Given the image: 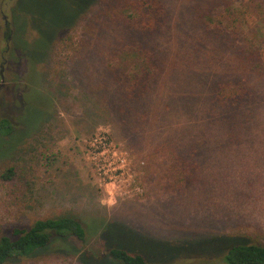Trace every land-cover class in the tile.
<instances>
[{"label": "rangeland", "instance_id": "obj_1", "mask_svg": "<svg viewBox=\"0 0 264 264\" xmlns=\"http://www.w3.org/2000/svg\"><path fill=\"white\" fill-rule=\"evenodd\" d=\"M124 2L0 0V120L15 126L0 133V238L48 218L103 224L86 246L70 239L7 264H83L87 251L100 264L90 254L104 257L114 232L147 264H225L232 240L264 245V76L241 60L247 27L262 25L235 38L202 20L219 0H160L159 28L135 31ZM130 43L157 63L138 101L107 71ZM233 80L252 95L239 105L218 97ZM101 136L126 154L141 195L100 184L90 144Z\"/></svg>", "mask_w": 264, "mask_h": 264}, {"label": "trees", "instance_id": "obj_2", "mask_svg": "<svg viewBox=\"0 0 264 264\" xmlns=\"http://www.w3.org/2000/svg\"><path fill=\"white\" fill-rule=\"evenodd\" d=\"M238 1L240 2L239 6L235 5L236 0H219L213 7V10L218 7V10H207L202 15V20L209 19L210 23H214L213 28L219 29L224 35L235 38L242 35L244 26L253 22L260 23L262 28L258 30L247 27L248 32L242 37L244 45L241 50V60L244 71L264 76V0ZM164 16L165 10L160 4V0H125L121 10V17L127 27L135 31L152 32L157 30ZM110 55L107 65L109 70L107 71L117 79L129 96L135 97L138 101L147 92L156 75L155 54L139 43H130ZM110 60L114 62L109 63ZM251 96L250 90L242 80H233L229 84H222L218 91L221 102L233 105H239L240 101H246ZM14 127L8 118L0 120L2 136H10L14 132ZM171 172L174 175V172L178 173V169H173ZM178 175L181 174L178 173ZM1 178L5 181H12L15 178L13 169L5 170L1 174ZM102 226L103 224L87 228L80 219L63 216L37 220L30 228H14L11 235L0 238V264H7L16 258L31 257L53 243L64 244L68 243L70 239H75L86 246L94 234L96 236L100 234ZM114 235V244L111 247H105L108 251L104 257L94 254H90V256L99 261L105 260L100 264L148 263L149 259L138 249H136L138 251H131L134 249L125 250L116 247L119 245L117 241L121 237L119 235L117 239V232H114ZM232 243L233 246L225 254V264H264V245L235 240H232ZM68 249H72L76 253L79 252L72 246ZM87 253L82 254L83 264H90L86 261L89 259L86 258Z\"/></svg>", "mask_w": 264, "mask_h": 264}, {"label": "built area", "instance_id": "obj_3", "mask_svg": "<svg viewBox=\"0 0 264 264\" xmlns=\"http://www.w3.org/2000/svg\"><path fill=\"white\" fill-rule=\"evenodd\" d=\"M90 148L100 184L116 185L117 181H127L130 188L129 194L132 197L143 193L141 185L134 182L136 177L131 174L126 154L117 149L108 136L95 138Z\"/></svg>", "mask_w": 264, "mask_h": 264}, {"label": "flooded vegetation", "instance_id": "obj_4", "mask_svg": "<svg viewBox=\"0 0 264 264\" xmlns=\"http://www.w3.org/2000/svg\"><path fill=\"white\" fill-rule=\"evenodd\" d=\"M3 67V66H2ZM4 69V68H3ZM2 69V70H3ZM3 78V71L0 73V79H2Z\"/></svg>", "mask_w": 264, "mask_h": 264}, {"label": "water", "instance_id": "obj_5", "mask_svg": "<svg viewBox=\"0 0 264 264\" xmlns=\"http://www.w3.org/2000/svg\"><path fill=\"white\" fill-rule=\"evenodd\" d=\"M2 81H4V78H2Z\"/></svg>", "mask_w": 264, "mask_h": 264}]
</instances>
